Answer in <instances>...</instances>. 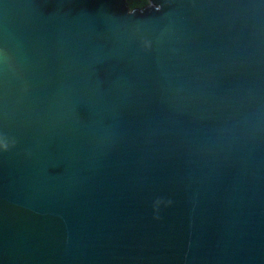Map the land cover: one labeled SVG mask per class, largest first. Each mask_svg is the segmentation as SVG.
<instances>
[{
	"label": "water",
	"instance_id": "obj_1",
	"mask_svg": "<svg viewBox=\"0 0 264 264\" xmlns=\"http://www.w3.org/2000/svg\"><path fill=\"white\" fill-rule=\"evenodd\" d=\"M0 264H264V0H0Z\"/></svg>",
	"mask_w": 264,
	"mask_h": 264
},
{
	"label": "rangeland",
	"instance_id": "obj_2",
	"mask_svg": "<svg viewBox=\"0 0 264 264\" xmlns=\"http://www.w3.org/2000/svg\"><path fill=\"white\" fill-rule=\"evenodd\" d=\"M148 3V0H128V4L130 8L137 7V6H143Z\"/></svg>",
	"mask_w": 264,
	"mask_h": 264
}]
</instances>
